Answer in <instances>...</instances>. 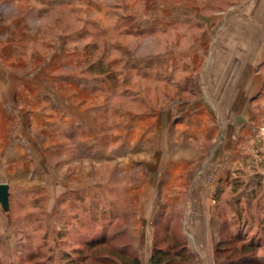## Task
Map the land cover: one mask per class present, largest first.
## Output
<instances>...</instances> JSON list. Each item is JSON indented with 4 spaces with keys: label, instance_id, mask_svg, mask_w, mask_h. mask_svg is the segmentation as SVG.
<instances>
[{
    "label": "rangeland",
    "instance_id": "1",
    "mask_svg": "<svg viewBox=\"0 0 264 264\" xmlns=\"http://www.w3.org/2000/svg\"><path fill=\"white\" fill-rule=\"evenodd\" d=\"M58 1L63 8L54 10L44 20L46 33L42 30L41 34L54 41L60 38L65 41L75 34L85 39L90 49L83 63L70 64L67 60L58 64L56 69L60 65L63 74L69 71L78 76L73 81L80 82L82 90L92 87L93 90H102V86L109 83L115 92L107 95L110 100L102 111L100 139L89 141L88 147H100L92 159L86 157L91 147L84 150L82 146V140L86 139L85 127L76 124L82 121L86 111L72 100L73 94H61L60 102L48 98V106L51 105L50 108L57 113L53 127L31 123L23 127H4V134L6 132L9 139L5 142L6 152L5 147L0 152V183L10 186L11 198L8 213L0 207V264H47L49 258H52L51 264H64V254L82 248L83 241L100 237L101 229L109 235L120 230L128 231L129 238H118L114 242L116 245L136 244L135 236L143 231L150 234L152 224L154 243L159 242L164 222L173 218L180 220L171 224L168 230L174 233L182 224V229L190 235L189 219L193 215L190 200L193 187L201 183H218V186L217 183L213 185L210 193L215 201L212 208L218 217L220 214L223 222L232 225L239 219L245 232L252 235L259 232L264 220V108L260 106L256 110L259 123L248 127L252 135L248 140L241 141L242 129L232 126L225 118L223 122L219 111H203L202 120L188 117L187 123L184 115L179 114L193 105L189 101L194 100L195 104L192 114L200 111L201 104H204L201 101H206V95L201 91L203 74L208 61L212 60L211 55L206 56L201 69L180 77L177 74V77L158 84L155 76L147 78L141 72L139 64L162 49L171 52L174 49L171 46L173 36H168L161 45L155 38L147 40L145 35L141 38L139 34L131 33L130 37H125V31L120 27L112 28L109 36L108 29L94 27V21L103 17L109 23L113 17L108 12L112 4L110 0H104V4L100 0ZM173 1L137 2L134 11L139 13L141 10L143 14L146 5L149 8L146 15L152 18L155 14L149 11L153 7L171 6ZM193 1L198 10L202 8L204 15H210L208 8L213 7L211 14L218 21L226 22L237 16H252L248 9L259 0ZM2 5L5 12L12 9L8 2ZM70 7L81 9L82 13L78 14L81 16ZM150 35L154 37V34ZM113 42L121 43L127 53L125 59L111 65L109 61L120 57ZM46 64L48 66L50 62ZM41 68L44 64L37 66L36 70ZM186 84L187 92L182 88ZM123 89L127 90L122 93ZM210 103H206L208 107ZM163 111L168 123L166 132L159 138L157 116ZM61 115L66 120H62ZM205 117L209 122L213 119L214 125L204 123ZM59 119L66 122L56 124ZM91 125L90 129L97 128V124ZM18 132L22 135L30 133L31 140L22 137L20 142L13 141L12 134ZM224 142L228 144V157L226 154L217 157L216 153ZM19 145L21 150L17 152ZM84 157L82 164L80 160ZM193 164L199 169L197 173H190L185 168ZM225 169L229 170L228 175L222 173ZM151 179L158 183L159 189L147 184ZM170 181L178 184L186 181L188 186L179 191L166 189ZM168 200L178 204L172 206L171 211H164ZM150 206L154 207L153 215L157 217L155 222L148 224ZM220 223L222 227L221 220ZM108 228H112V232H108ZM150 238L149 243H152ZM187 240L194 244L189 236ZM196 250L193 254L195 264H201L197 260H203V249ZM259 255L264 257L262 251ZM212 257L210 254L209 262L202 264H217L214 255Z\"/></svg>",
    "mask_w": 264,
    "mask_h": 264
},
{
    "label": "crops",
    "instance_id": "2",
    "mask_svg": "<svg viewBox=\"0 0 264 264\" xmlns=\"http://www.w3.org/2000/svg\"><path fill=\"white\" fill-rule=\"evenodd\" d=\"M148 1L110 0L112 4L109 6L108 12L110 15L113 14V17L109 23H106L103 17H99L94 21V27L101 30L108 29L109 36L112 28L120 27L121 31L128 32L127 34L123 33L125 37H130L131 33L139 34L141 38L145 35L144 38L147 40L155 38L159 45L165 43L168 36H173L171 46L174 49L171 52L162 49L156 55L142 59L139 64L141 72L147 78L155 76L158 84L164 83L168 78L177 77V74L180 77V75L190 74L192 71L201 69L206 56L211 55L212 60L208 61L203 74V91H201L204 96L206 95L207 98L204 97L206 101H201L204 104L199 103L203 106L200 111L198 110L194 114H192L194 100L189 101L193 105L183 109L179 115H184L186 122L188 117H194L198 121L204 114L203 111L205 113L209 109L219 111L223 122L227 119L232 126L242 129L241 141L252 139L248 127L258 125L259 118L255 112L260 109V106L264 108V0H259L251 9H248L252 16L247 18L243 15L237 16L226 22L218 21L211 14L213 7L208 8V11L211 10L210 15H204L202 8L198 10L193 0H174L171 6L153 7L149 11L152 15L155 14L152 18L146 15L147 9H149L146 8V5L143 8L144 15L141 14V10H138L139 13L134 11L136 4H146ZM4 2L10 3L12 9L5 12L2 5ZM58 2V0H0V152L9 139L6 132L4 134L5 126L23 127L31 123L34 126L38 124L53 127L57 113L50 108L51 105L48 106L47 101H49L48 98H51L60 102L63 97L61 94L65 96L73 94L71 95L72 100H76L82 107L81 109L86 111V113L84 112L86 116L84 115L82 121L76 123L85 127L86 139L82 140L84 150L91 147H88L90 140L98 141L102 135V111L105 109L106 102L110 100V96L107 95H111L115 90L109 83L104 84L102 90H93L94 87L90 90H82L80 82L79 84L75 82L79 78L78 76L72 75L69 71L62 73L60 63L67 60L70 64L73 62L77 65L83 63L90 45L85 43V39L75 36V34L71 35L70 39L67 37L68 39L65 41L61 38L56 41L52 38L45 39V36L41 34L42 30H45L46 33L44 20H47L54 10L63 8L62 5L57 4ZM100 2L104 4V0H100ZM65 7L67 8V6ZM75 8L70 7L74 13L77 12V15L82 13L81 9ZM205 9L207 10V8ZM150 34H154V37H151ZM120 39L118 38V40ZM112 44L114 49L119 52L120 57L109 61L111 65L114 62H119L122 58L125 59V53H127L121 43L113 42ZM48 62L50 64L47 66ZM43 64L44 68L36 70L37 66L42 67ZM58 64L60 65L56 69ZM59 72L63 75L61 73L57 75ZM60 79L63 82L59 83ZM186 87L187 84L182 86L185 92L188 91ZM126 90L123 89L122 93ZM207 101L211 102L210 107H208ZM61 118L66 120L64 115H61ZM166 120L165 111L158 114L157 135L159 138L166 132L165 126L168 123ZM212 120L210 119L209 122L205 117L203 121L214 125ZM65 122L59 119L56 124ZM91 123L97 124L96 129L91 128L92 131ZM12 137V140L17 142H20L22 137L25 140H31L30 133L22 135L18 132L12 134ZM222 141L220 140V142ZM96 146H92L88 156H85L89 159L95 158L97 151L100 150L99 145ZM227 146L228 144L225 142L221 144V149L216 153L217 157H223L225 154L228 157ZM17 147L16 151L19 152L20 145ZM4 152H6V147ZM84 159L85 157L80 160L82 164ZM185 168L190 170V173H197L199 170L194 164ZM159 173L158 170L157 174ZM222 173L228 175L229 170L225 169ZM152 180L150 182L148 180L147 184L151 188L154 185L158 188V183H153ZM213 185L201 183L197 187H193L195 189L190 200L193 212L189 219L191 223L189 226L190 235L183 230L186 238L189 236L194 240L193 247L188 240L192 254L196 249V251H199V248L203 249V255H205L203 260H197L201 264L204 261L209 262L210 254L213 258L214 246L219 240L221 231L220 218L212 208V204L215 203L210 193L214 189ZM216 185L218 186V183ZM187 186L186 181L179 182V184L170 181L165 188L179 191L185 190ZM189 186L191 185L189 184ZM175 202L171 200L164 205V211H171L172 206L178 204ZM150 207L148 224L155 222L157 217L153 215L154 207ZM143 220H141L142 223H144ZM126 232L128 233V231ZM150 232V234H145L143 231L135 236L137 240L134 249L142 264L151 262L155 238V229L154 227L152 229V224ZM149 238L152 243H149Z\"/></svg>",
    "mask_w": 264,
    "mask_h": 264
},
{
    "label": "trees",
    "instance_id": "3",
    "mask_svg": "<svg viewBox=\"0 0 264 264\" xmlns=\"http://www.w3.org/2000/svg\"><path fill=\"white\" fill-rule=\"evenodd\" d=\"M219 218L222 227L219 240L214 246L216 263L264 264V257L259 255L261 251L264 253V220L259 232L252 235L251 232L243 230L239 219L229 225L223 222L220 214ZM178 220L180 219L173 218L164 222L163 234L159 242L154 243L150 264H195V256L190 251L182 224L174 233L168 230L170 225ZM110 229L112 228H108V232H112ZM120 237L127 239L129 235L125 230L109 235L105 229H101L100 237L97 236L91 241H83L82 248L75 249L73 253L64 254V264H142L133 243L114 244ZM84 238L85 235H83ZM51 260L52 258H49L47 264H51Z\"/></svg>",
    "mask_w": 264,
    "mask_h": 264
},
{
    "label": "water",
    "instance_id": "4",
    "mask_svg": "<svg viewBox=\"0 0 264 264\" xmlns=\"http://www.w3.org/2000/svg\"><path fill=\"white\" fill-rule=\"evenodd\" d=\"M11 188L8 184L0 183V207L5 212L10 211Z\"/></svg>",
    "mask_w": 264,
    "mask_h": 264
}]
</instances>
